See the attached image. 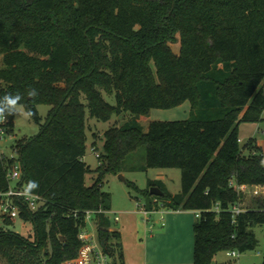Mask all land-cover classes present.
I'll return each mask as SVG.
<instances>
[{"label":"trees","instance_id":"1","mask_svg":"<svg viewBox=\"0 0 264 264\" xmlns=\"http://www.w3.org/2000/svg\"><path fill=\"white\" fill-rule=\"evenodd\" d=\"M0 57V97L20 93L40 127L13 148L23 183L38 182L32 193L44 200L38 212L22 214L34 240L0 229V264L74 260L84 214L110 211L102 178L121 174L142 148L144 167L176 169L181 179L175 196L155 182L163 199L148 193L145 210L200 213L193 264L257 248L264 198L236 216L232 207L244 198L237 187L264 188L260 150L239 143V127L262 122L264 112V0H0ZM29 89L38 94L29 97ZM185 102V121L150 122L146 130L140 123ZM40 106L49 108L44 121ZM113 116L130 120L104 133L105 165L87 187V117L108 123ZM11 163L0 161L3 190ZM95 220L101 248L112 264H124L120 233L104 216Z\"/></svg>","mask_w":264,"mask_h":264},{"label":"rangeland","instance_id":"2","mask_svg":"<svg viewBox=\"0 0 264 264\" xmlns=\"http://www.w3.org/2000/svg\"><path fill=\"white\" fill-rule=\"evenodd\" d=\"M173 49L177 52L178 47L173 46ZM3 68V60L2 57H0V70ZM104 99L110 105L115 106L114 96L104 95ZM38 110L44 121L49 108L40 106ZM190 111V103L185 102L173 109L153 110L143 121H140V123L144 130H146L150 122L185 121L190 117ZM129 120V116H121L118 118L113 116V119L108 123H102L96 119L87 117L85 155L83 157L84 163L90 170L86 175L85 184L87 187H91L98 178V167L105 165L103 160L96 157V154L102 155L104 152V133L111 128H120ZM13 122L14 133L12 138L7 140L2 150L7 158H14L17 160L18 155L11 150L15 141H28L39 134L40 127L32 122L30 118L22 116H15ZM246 125V127L241 129L239 127V134L242 133V135H245L246 141H249V136L252 137L254 129L259 126H257V123H248ZM263 127L264 126L261 128ZM256 139H258V137ZM247 152L244 154H247ZM145 154V148L131 154L121 174H106L102 178V189L108 193L110 197V211L107 213L106 218L110 221L112 230H120L122 232L123 243L126 247L128 257H135L134 259H138L141 255L144 257L145 247H147V256L149 260L154 256V252L158 253L156 256H158L161 261L172 253L177 261L185 259L187 255L188 257H192L194 244L192 224L197 221L196 212L185 211V214H182L186 217H178L175 219V216L178 215H174L170 216L169 220L166 215H164L166 212H169L165 208H161L159 212L149 213L147 218L142 214V211L151 199L148 193L156 181H162L161 190L171 195L175 196L181 193L180 172L176 169H147L144 167ZM158 198L160 200L163 199L162 197ZM255 198L264 197H255L252 193L246 195L245 199L240 202L241 209L250 206L252 200ZM161 216L164 217L163 220H160ZM115 217H118V222L114 221ZM157 220H160L158 223L159 225L155 224ZM168 222H171V225L175 227V231L173 229L174 232H171L167 239L163 237L160 239L158 235L157 240L150 241L149 236L157 234V230H164L166 226H169ZM96 223L97 221L95 220L92 226H88L87 230L89 233L96 234ZM161 224L165 227H161ZM0 229L15 233L26 239L34 240L33 225L21 219H16L12 225L1 222ZM253 231L258 240V246L254 251L242 255L236 252V257L221 253L215 256L213 264H261L264 256V226H258L254 228ZM138 244H141L143 247H139ZM162 263L168 264L166 260Z\"/></svg>","mask_w":264,"mask_h":264},{"label":"built area","instance_id":"3","mask_svg":"<svg viewBox=\"0 0 264 264\" xmlns=\"http://www.w3.org/2000/svg\"><path fill=\"white\" fill-rule=\"evenodd\" d=\"M14 132L11 131L10 121L7 120L0 123V161L9 162L12 161L6 172V182L7 188L3 190L0 187V223L2 221L14 222L16 219L22 220V214L25 213H36L39 211L41 206L44 204V200L41 196L36 194H31L30 197H25L23 195V189L25 184L22 180V166L19 160V155L16 149L11 147V150L18 155V159L7 158L2 148L5 146L7 140L12 138ZM241 141L239 140V143ZM96 157L100 159L101 155L96 154ZM237 191L243 193L242 187H237ZM259 192H255V195H259ZM218 211V207L215 209ZM244 210L241 209L240 205L232 207L233 216L239 215ZM108 212L99 211H88L84 214L85 226L80 230L78 234V239L81 242V247L78 251V255L74 260L65 262L64 264H112L111 259L105 254L101 248L97 239V226L96 234L89 233L87 228L92 226V223L98 216H104L106 218ZM142 214L147 218L149 212L145 209ZM78 214L74 216L77 217ZM196 217H200V213L196 212ZM115 222H118V217L114 218ZM228 255L236 257V252H230Z\"/></svg>","mask_w":264,"mask_h":264},{"label":"crops","instance_id":"4","mask_svg":"<svg viewBox=\"0 0 264 264\" xmlns=\"http://www.w3.org/2000/svg\"><path fill=\"white\" fill-rule=\"evenodd\" d=\"M261 123V124H260ZM260 123H257V128L254 129V133L252 135V137L249 136V141H246V137L245 135H242L239 134V140L241 141L240 144L241 146H246L250 141L252 142V145L255 146L258 150H260L261 154H262V157L264 159V127L261 128L262 126H264V112L262 114V122ZM247 125L246 124H242L240 126V129L241 128H244L246 127ZM258 137V139H256ZM246 152V151H245ZM156 182H161L162 181H156ZM242 187V191H243V195H244V198L242 200L245 199L246 195L248 194H253L255 197L259 196V197H264V188L263 187H249V186H241ZM259 192L260 194L259 195H255V192ZM261 195V196H260ZM174 196V195H173ZM161 208H159L158 210H154L152 211L151 213L153 212H159ZM166 209V208H165ZM169 212H166V217L167 219L169 220L170 216H174V215H178V216H175L177 219L178 217H184L185 215V211H172V210H169L167 209ZM171 211V212H170ZM163 213V212H162ZM169 213H172V214H169ZM183 213V214H182ZM196 214V213H195ZM186 217V216H185ZM163 216L160 217V220H163ZM159 220V221H160ZM159 221L157 220L155 222V224L159 225ZM176 221V220H175ZM192 223V222H191ZM169 226H166V228H164V230H157L155 235H150L149 238H150V241H155L157 240L158 238V235L160 236V239L163 237L165 239H167L168 235L171 233V232H174L175 231V227L173 225H171V222L169 223ZM193 225L194 223L192 224V231H193ZM161 227H165L164 225L161 224ZM174 229V231H173ZM114 231H117L120 233V236H121V241H120V244H121V248H122V252H123V255H124V264H163L162 262H164V260H166V262L168 264H193V254H192V257L187 255V257L185 259H180L179 261H177V259H175L174 257V254L172 253L170 256H167V258H163V260L161 261V259L156 256L158 253L154 252V256H152V258L149 260L148 259V256H147V247H145V254H144V257L141 255L138 259H134L135 257H128L127 256V250H126V247L124 246V243H123V234L120 230H114ZM151 231H152V227H151ZM147 245V243H146ZM183 245V244H182ZM139 247H143L141 244H138ZM168 253H171V252H168Z\"/></svg>","mask_w":264,"mask_h":264},{"label":"clouds","instance_id":"5","mask_svg":"<svg viewBox=\"0 0 264 264\" xmlns=\"http://www.w3.org/2000/svg\"><path fill=\"white\" fill-rule=\"evenodd\" d=\"M36 89H29L27 95L29 97H35L37 95ZM23 99L20 93L16 94H5L0 97V123H3L7 120L9 116H22L25 118H31L33 112L31 109H26V106L21 103ZM261 165L264 166V160H261ZM39 188V184L36 181H28L27 185L23 189V195L27 198L30 197L33 190Z\"/></svg>","mask_w":264,"mask_h":264},{"label":"water","instance_id":"6","mask_svg":"<svg viewBox=\"0 0 264 264\" xmlns=\"http://www.w3.org/2000/svg\"><path fill=\"white\" fill-rule=\"evenodd\" d=\"M149 193L151 196H154V197H163L164 196V193L157 187H152ZM0 227H1V223H0Z\"/></svg>","mask_w":264,"mask_h":264}]
</instances>
